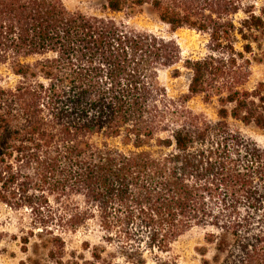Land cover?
I'll return each mask as SVG.
<instances>
[{"label":"trees","instance_id":"trees-1","mask_svg":"<svg viewBox=\"0 0 264 264\" xmlns=\"http://www.w3.org/2000/svg\"><path fill=\"white\" fill-rule=\"evenodd\" d=\"M99 1L102 16L0 0V70L16 80L0 74V206L33 215L50 259L66 235L100 234L83 244L91 261L71 264H177L164 255L197 228L214 254L202 264H264V151L228 123L264 130V82L246 88L264 13L243 0ZM144 8L208 37L179 100L160 83L182 62L178 43L106 16ZM197 97L218 103L217 122L187 107Z\"/></svg>","mask_w":264,"mask_h":264},{"label":"rangeland","instance_id":"rangeland-1","mask_svg":"<svg viewBox=\"0 0 264 264\" xmlns=\"http://www.w3.org/2000/svg\"><path fill=\"white\" fill-rule=\"evenodd\" d=\"M64 7L71 13L81 12L91 16H102V2L99 0H60ZM247 6H253L258 14L264 13V0H243ZM119 23H123L140 31H147L158 34L162 37L175 40L181 48L182 62L175 68L160 73V83L166 88L170 98L179 100L188 94L191 74L184 68L187 60L197 61L203 59L208 54V37L187 29L173 32L171 28L163 24L158 16L149 8L137 12L134 15L106 14ZM242 15L239 19H242ZM254 42V53L249 56L252 59V76L247 84V89H254L260 82H264V34H257ZM238 50H241L238 46ZM177 71L179 74H176ZM5 83L14 85L16 80L7 72L1 69ZM187 107L196 114L205 115L213 122L218 121V103H205L202 98L197 97L190 100ZM230 129L241 136L247 143L264 151V130L254 125H244L238 121L229 120ZM92 225L89 229H94ZM43 227L26 210L12 211L0 206V264H71L73 254L83 255L84 259L91 261L88 252H83V244L89 243L91 247L101 244V235L88 232L86 229L80 230L77 234L66 235V250L62 256L56 255L55 259H50L48 251L44 245L51 243V237L42 233ZM202 229H193L182 236L173 246L168 255L164 258L173 259L177 264H202L204 260L213 258V247L206 243V234ZM29 240L27 252L23 251V239ZM38 246V247H36ZM207 250L204 258L203 251ZM112 250L108 249L107 253ZM62 257V258H60ZM61 261V262H60ZM116 264H127L118 260ZM148 264H155L149 258Z\"/></svg>","mask_w":264,"mask_h":264}]
</instances>
